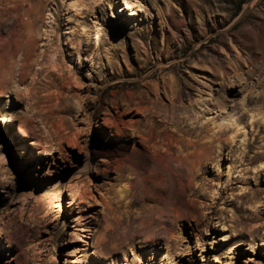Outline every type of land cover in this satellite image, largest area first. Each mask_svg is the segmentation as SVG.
<instances>
[{"label":"rangeland","instance_id":"374dc122","mask_svg":"<svg viewBox=\"0 0 264 264\" xmlns=\"http://www.w3.org/2000/svg\"><path fill=\"white\" fill-rule=\"evenodd\" d=\"M3 114L0 264H264V0H0Z\"/></svg>","mask_w":264,"mask_h":264},{"label":"bare ground","instance_id":"6f19581e","mask_svg":"<svg viewBox=\"0 0 264 264\" xmlns=\"http://www.w3.org/2000/svg\"><path fill=\"white\" fill-rule=\"evenodd\" d=\"M137 109H140V108H139V107H136L135 110H137ZM100 119H101V118H100ZM7 121H8L7 116H5L4 114L1 115V117H0V123H6ZM105 121H106V118H105V117H102L101 123H105ZM106 123H107V122H106ZM18 130H19V133H20V134L24 135L22 129H18ZM261 166H262V165H260V167H261ZM104 170H105V168L102 169V171H104ZM259 244H260V243H259ZM73 262H75V261L73 260Z\"/></svg>","mask_w":264,"mask_h":264},{"label":"water","instance_id":"95a60500","mask_svg":"<svg viewBox=\"0 0 264 264\" xmlns=\"http://www.w3.org/2000/svg\"><path fill=\"white\" fill-rule=\"evenodd\" d=\"M244 13H245V11L244 12L242 11L241 15H243Z\"/></svg>","mask_w":264,"mask_h":264}]
</instances>
